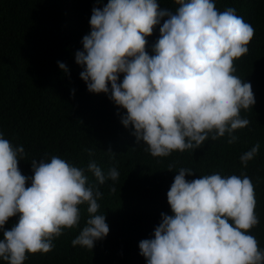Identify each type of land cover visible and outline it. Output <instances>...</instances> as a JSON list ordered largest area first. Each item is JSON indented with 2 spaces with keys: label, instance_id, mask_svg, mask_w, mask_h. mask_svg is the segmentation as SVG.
<instances>
[{
  "label": "clouds",
  "instance_id": "clouds-1",
  "mask_svg": "<svg viewBox=\"0 0 264 264\" xmlns=\"http://www.w3.org/2000/svg\"><path fill=\"white\" fill-rule=\"evenodd\" d=\"M176 3L172 12L157 0H108L102 9L93 8L91 31L76 53L88 90L110 94L127 110L123 125L134 128L137 142L143 141L153 157L196 150L226 134L227 143H235L234 133L250 124L241 110L256 103L252 84L233 75L234 61L249 51L254 27L235 8L218 11L213 0ZM164 17L150 56L145 37ZM58 65L68 72L65 63ZM120 73L126 74L122 83ZM259 150L257 143L240 156L245 168ZM24 154L22 145L13 146L0 132V258L24 264L28 253L50 252L65 228L79 225L78 205L85 203L89 218L72 245L92 250L110 228L106 216L97 214L103 193L88 184L85 171L103 185L117 181L118 170L113 167L105 175L93 160L85 170L52 156L32 160L34 175L26 177L18 167ZM192 174L193 169H179L167 193L173 214L161 213L154 238L139 242L147 264H264V251L248 234L260 223L251 178L215 173L188 181L186 175ZM115 192L113 185L110 193ZM18 213V223L5 229Z\"/></svg>",
  "mask_w": 264,
  "mask_h": 264
},
{
  "label": "trees",
  "instance_id": "trees-1",
  "mask_svg": "<svg viewBox=\"0 0 264 264\" xmlns=\"http://www.w3.org/2000/svg\"><path fill=\"white\" fill-rule=\"evenodd\" d=\"M157 2L172 12L179 7L176 0ZM213 2L220 12L235 8L255 29L249 51L234 61L233 73L252 84L256 103L240 113L250 124L234 133L238 139L233 144L227 143L226 134L217 140L209 138L196 150L153 157L143 141L137 142L134 128L123 125L127 110L108 93L90 92L80 76L84 68L76 62V53L83 50V37L91 31L93 8L102 9L108 0H0V132L13 146L24 147L18 164L21 173L32 177V160L50 161L52 156L85 170L93 160L105 175L113 167L119 172L117 181L99 185L85 171L88 184L103 193L97 214L106 216L110 228L106 238L96 241L92 250L72 245L89 218L87 203L81 204L79 225L65 228L50 252L28 253L24 264H147L139 242L154 238L161 213L173 214L167 193L180 168L194 170L186 175L188 181L215 173L250 177L260 223L248 234L264 251V0ZM166 19L145 37L150 56L155 55L154 45ZM58 61L67 65L68 72ZM125 75L119 74L118 83ZM257 143L260 150L245 168L240 156ZM169 165H173L171 171ZM113 185L116 192L110 193ZM30 186L31 180L26 181V187ZM19 216L10 217L5 229L18 223ZM0 264L7 262L0 258Z\"/></svg>",
  "mask_w": 264,
  "mask_h": 264
}]
</instances>
